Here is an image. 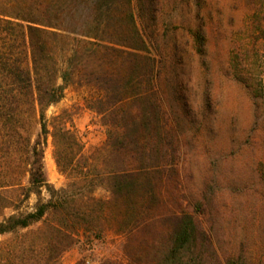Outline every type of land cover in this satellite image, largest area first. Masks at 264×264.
<instances>
[{
  "label": "rangeland",
  "instance_id": "rangeland-1",
  "mask_svg": "<svg viewBox=\"0 0 264 264\" xmlns=\"http://www.w3.org/2000/svg\"><path fill=\"white\" fill-rule=\"evenodd\" d=\"M158 1L153 22L136 7L134 14L147 42L143 53L155 59L156 94L172 140L167 154L154 160L165 177L162 204L134 235L107 229L88 242L80 233L55 264H264V0ZM83 19L67 21L65 34L83 38ZM197 35L203 38L201 52ZM61 67H67L63 57ZM101 96L98 87L76 76L63 99L47 108L50 130L52 119L64 113L83 145L79 170L69 177L58 169L47 136L43 166L56 190L74 183L75 194L110 198L101 180L108 127L91 108ZM38 131L35 126L33 139ZM42 197L50 195L43 190ZM37 200L32 195L19 211L31 210ZM15 213L5 209L0 222ZM183 214L193 217L206 238L171 259V229ZM39 226L0 236V264L40 259L37 245L25 251Z\"/></svg>",
  "mask_w": 264,
  "mask_h": 264
},
{
  "label": "trees",
  "instance_id": "trees-1",
  "mask_svg": "<svg viewBox=\"0 0 264 264\" xmlns=\"http://www.w3.org/2000/svg\"><path fill=\"white\" fill-rule=\"evenodd\" d=\"M135 7L141 18L153 22L159 1L0 0V216L8 208L18 211L4 216L0 236L40 224L36 238L25 241V251L37 245L41 257L28 264L57 263L80 233L88 242L101 239L107 229L134 235L162 204L165 177L154 160L167 154L172 140L156 94L155 59L143 53L147 42ZM82 15L83 38L65 34L64 24ZM196 42L201 52L203 38L197 35ZM76 76L102 91L91 108L108 127L101 180L109 199L75 194L74 183L56 190L45 176L43 147L49 134L60 172L72 177L79 170L83 145L78 135L64 113L52 119L51 130L46 116ZM35 126L39 131L33 139ZM43 190L49 199H43ZM32 195L38 197L34 207L19 211ZM175 219L171 259L206 238L191 215Z\"/></svg>",
  "mask_w": 264,
  "mask_h": 264
}]
</instances>
